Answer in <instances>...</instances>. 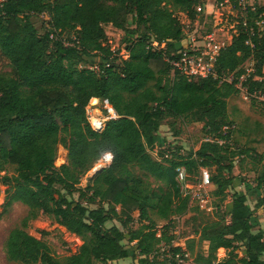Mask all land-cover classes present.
I'll use <instances>...</instances> for the list:
<instances>
[{
  "label": "trees",
  "instance_id": "obj_1",
  "mask_svg": "<svg viewBox=\"0 0 264 264\" xmlns=\"http://www.w3.org/2000/svg\"><path fill=\"white\" fill-rule=\"evenodd\" d=\"M229 1L239 6L240 0ZM164 2L193 17L202 1H0V50L10 66L9 71L0 72V172L10 164L17 173L2 180L10 186L0 214L15 201L29 208L7 236L9 260L118 264L114 261L138 256V264H155L151 254L160 243L171 245L176 238L170 232L174 217L193 206L181 192L177 167L185 166L191 175L199 174L200 167L215 168L213 194L221 200L229 187L245 181L232 172L235 159L248 155L249 149L237 152L227 141L203 140L194 153L184 155L178 148L163 159L153 157L151 150L164 143L158 131L167 117L202 122L207 136L226 139L232 134H224L222 127L232 123L228 98L239 93L237 80L249 62L255 67L253 76L264 75V30L257 23L264 16L240 20L237 36L216 57L218 78H189L173 74L162 52L149 47L152 38L166 40L172 48L174 41L184 37L183 26ZM262 12L261 7L256 15ZM39 13L48 14L51 31L38 32L30 18ZM128 14L135 28L126 26ZM108 23L125 31L117 50L105 44L104 24ZM73 30H77L75 37L67 44L64 35ZM88 57H99V68L79 67ZM229 74L232 81H221ZM247 84L252 92L260 82L251 77ZM105 98L119 117L97 130L89 111L104 116ZM106 152L112 153V161L92 175L85 188L78 187ZM249 155L261 164L255 184H247L245 193H232L227 221L207 224L199 237L186 241L196 264H264V229L253 232L256 212L264 208V152ZM64 190L79 191V199L68 197ZM249 195L255 196L254 207ZM80 199L98 200L100 205L92 208ZM135 211L138 227L123 230L108 225L120 218L128 226ZM39 213L81 238L75 253L56 258L45 240L27 231L29 220ZM160 220L167 224L159 236ZM220 248L227 250L221 260Z\"/></svg>",
  "mask_w": 264,
  "mask_h": 264
},
{
  "label": "rangeland",
  "instance_id": "obj_2",
  "mask_svg": "<svg viewBox=\"0 0 264 264\" xmlns=\"http://www.w3.org/2000/svg\"><path fill=\"white\" fill-rule=\"evenodd\" d=\"M1 1V0H0ZM202 2L198 4L202 9L198 10L196 8V13L193 17H189L187 12L182 11L176 7L172 2H164L167 8H169L174 16L179 20L180 24L184 28L185 41L188 36H195L196 41L200 44L206 43V37L210 33H214L215 41L213 44L217 45L218 48L228 46L231 44L233 38L237 36L240 29V20L249 16L256 19L257 16H264V12L259 13L258 9L264 8V0H240L239 6L235 7L229 0H201ZM31 21L37 28L40 34L51 31L50 17L47 13H39L31 15ZM258 20V18L256 19ZM260 30H264V19L258 21ZM126 26L130 29L136 27V23L132 19V15L128 14L126 17ZM142 31H146V27L142 25L140 27ZM104 29L107 34V39L105 44L109 45L112 50H117L122 42V38L125 31L113 26L112 24H104ZM73 30L71 33H66L64 35V41L70 44V38L75 37V32ZM184 38H186L184 40ZM168 44V43H167ZM127 57V56H124ZM99 57H88L81 63L79 67H90L93 69L99 68ZM253 66V62H249L247 66ZM254 67V66H253ZM10 70L9 62L7 58L2 54L0 50V72H6ZM255 70V67H254ZM226 76L228 79L232 76ZM259 86V85H254ZM253 87V89H254ZM248 90H240L238 94L232 95L228 98V114L233 125L232 131V145L231 147L236 148V151L249 149V153L242 154L240 157L235 159V166L232 174L237 176V179L245 180L242 183V188L244 184H255L256 173L261 168V164L256 160V158L251 157L249 154H261L264 152V105L256 98L252 97ZM245 91V92H244ZM90 122L94 127L93 117L101 120V128L103 127L105 121L108 120L107 116H101L100 113H93L89 111ZM158 134L164 143L162 145H157L152 151L153 157L163 159L168 156V151L176 149L182 154L194 153L200 146V143L207 137L205 129L203 128L202 122H186L181 118L177 117H167L161 124ZM209 136V135H208ZM209 137H212L210 135ZM253 156V155H252ZM105 165L95 163L94 168L82 178L81 184L78 187L85 188L90 180V177L94 175V169L103 168ZM209 169L210 174H214L215 168L206 167ZM15 168L13 165H6V167L0 172V207L5 205V199L7 196V188L10 185L3 184V178L5 176L12 177L16 175ZM245 178V179H243ZM12 179V178H11ZM190 180L194 183L198 181V174L195 173L190 177ZM241 185V184H240ZM251 186V184H250ZM212 198L208 201L206 207L200 208L193 204L191 209L181 215L174 217L172 221V227L170 232L176 236V240L186 242L190 238L199 237V233L202 228L207 224L213 222H223L228 220V200L229 196L234 193V187H229L227 189V196L224 200L221 197L214 195V184H211ZM213 188V189H212ZM247 189V188H246ZM65 194L70 198L79 199V191H74L72 194L64 190ZM253 195H249V200L253 203ZM84 204L89 205L92 208H96L100 205V202L96 200L94 203H89L86 199H80ZM107 207V203H103ZM119 208V207H118ZM29 213V208L22 202L15 201L11 205L7 206L3 212L0 214V264H22L20 262L11 261L7 258L5 253V242L10 230L18 225L24 217ZM134 220H132L128 226H124L120 218L113 219L108 222V225L115 224L121 229L126 230L127 227H138V211L134 213ZM264 219V213L261 214ZM158 229L162 225L167 224L165 221H157ZM27 231L41 238L47 242L52 254L56 258H63L64 256L73 254L77 251L78 247L81 245V238L75 233L69 232L64 226L58 224L53 218L46 214L39 213L36 218L30 219L28 222ZM159 233V231H158ZM206 243L204 246L206 247ZM240 256L245 254V248L241 247L239 249ZM227 255V250L224 248L218 249V259H223ZM136 259L138 256L133 258L128 257L129 264H136ZM196 264L194 257L192 255L191 262ZM190 262V263H191ZM157 262L155 261V264ZM39 264V263H37ZM100 264V263H96Z\"/></svg>",
  "mask_w": 264,
  "mask_h": 264
},
{
  "label": "built area",
  "instance_id": "obj_3",
  "mask_svg": "<svg viewBox=\"0 0 264 264\" xmlns=\"http://www.w3.org/2000/svg\"><path fill=\"white\" fill-rule=\"evenodd\" d=\"M197 9L201 10L202 7L198 6ZM257 23L259 24V22ZM244 25H246L245 22ZM182 39L179 41H174V46L172 48H168L166 40L159 41L155 38H152L151 42L149 43V47L152 51L162 52L163 58L170 65L171 72L173 74L179 73L189 78L192 76H198L201 78H218L219 76L215 69V62L220 48L213 44L215 41L214 33L207 35L206 43L204 44L197 42L195 36H188L187 39L184 38V40L186 39L185 41ZM254 72L255 70L253 66L250 65L247 67L246 72L243 73L237 80L236 86L240 90L247 91L249 86L247 83L251 77L252 81L260 82L259 86L254 87L251 95L264 105V75L253 76ZM224 80L232 81L233 76H231L229 79L226 76H222L221 81ZM103 107L106 110L105 115L107 116L108 120L119 117L108 98L103 100ZM94 128L100 130L101 125L99 127L94 126ZM233 129V125L226 124L222 127V132L224 134H229L231 131H233ZM209 136H207L204 140H215L219 144H224L227 141L229 144H232V134H230L226 139L211 138ZM171 152L172 149L168 151L170 157L172 155ZM112 158V153L106 152L98 160V162L101 165H107L112 161ZM176 172V179L180 184L182 194L189 196L191 204H196L200 208L206 207L208 201H210L212 198V190L210 188L212 182L209 169L206 167H200L197 183H194L190 180L192 175L188 173L185 166L181 165L177 167ZM162 227L163 225L160 229L157 227L159 231V233L157 232V235L159 236L161 234ZM176 239L172 241L171 245H167L164 242L160 243L158 249L151 254V259H155L157 262L156 264H193V261L191 262L192 255L187 249L186 242L178 241ZM177 248H179V250H177Z\"/></svg>",
  "mask_w": 264,
  "mask_h": 264
},
{
  "label": "crops",
  "instance_id": "obj_4",
  "mask_svg": "<svg viewBox=\"0 0 264 264\" xmlns=\"http://www.w3.org/2000/svg\"><path fill=\"white\" fill-rule=\"evenodd\" d=\"M151 153H153L152 150H151ZM157 159H159V157H157ZM241 186H242V183H241V185L240 184L235 185L234 191H240L242 193L247 192V190H248L247 184L246 185L244 184V188H242ZM248 200H249V197H248ZM248 202L250 203L251 207H254V205L256 203L255 196L253 197V201H252L253 203H251L250 201H248ZM227 206H228V208H227L228 210L227 211L230 212L232 210V196H229V200H228V205ZM262 213H264V208L259 209L256 212V215L254 217L255 227L253 229V232H255V233L258 232L260 229H264V219L261 217ZM114 263L129 264L128 257L115 260ZM136 264H138V260L137 259H136Z\"/></svg>",
  "mask_w": 264,
  "mask_h": 264
},
{
  "label": "bare ground",
  "instance_id": "obj_5",
  "mask_svg": "<svg viewBox=\"0 0 264 264\" xmlns=\"http://www.w3.org/2000/svg\"><path fill=\"white\" fill-rule=\"evenodd\" d=\"M93 123L97 126V127H99L100 126V124H101V121L99 120V119H97V118H95V117H93Z\"/></svg>",
  "mask_w": 264,
  "mask_h": 264
},
{
  "label": "water",
  "instance_id": "obj_6",
  "mask_svg": "<svg viewBox=\"0 0 264 264\" xmlns=\"http://www.w3.org/2000/svg\"><path fill=\"white\" fill-rule=\"evenodd\" d=\"M98 170H99L98 168L94 169V173H96Z\"/></svg>",
  "mask_w": 264,
  "mask_h": 264
}]
</instances>
